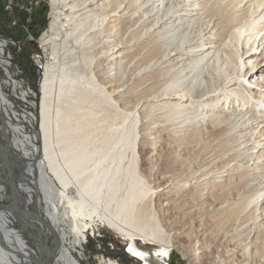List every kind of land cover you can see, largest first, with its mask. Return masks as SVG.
I'll return each instance as SVG.
<instances>
[{"label":"bare ground","instance_id":"obj_1","mask_svg":"<svg viewBox=\"0 0 264 264\" xmlns=\"http://www.w3.org/2000/svg\"><path fill=\"white\" fill-rule=\"evenodd\" d=\"M49 19L38 105L0 35V264H81L98 224L168 264L197 220L264 264V0H50ZM207 123L209 155L171 168Z\"/></svg>","mask_w":264,"mask_h":264},{"label":"rangeland","instance_id":"obj_2","mask_svg":"<svg viewBox=\"0 0 264 264\" xmlns=\"http://www.w3.org/2000/svg\"><path fill=\"white\" fill-rule=\"evenodd\" d=\"M49 18L50 0H14L10 7L6 0H0V35L8 39L5 49V56L8 57L9 61V67L7 69L11 76L21 84L19 93L20 91L26 92L28 94L29 103L33 101L32 103L35 105L39 103V84L41 74L43 73V67L46 65L48 58V55H46L48 53H44L43 51L41 38L48 27ZM242 85L249 91L255 88V85H251L252 87L249 86L246 79H244ZM206 127H208L206 128V133L203 131L202 134H200L201 136L195 141L196 144L192 143L193 145H188V148L191 147L189 148L190 150L187 147H184V149L181 147L179 151L173 153V157L171 156V158H173V161L175 160V163L171 165V168H174V170L179 169L184 163L181 171H186L190 169V167L194 170L196 165L205 160V157L209 155L207 151H209L212 146V137L207 136L211 134L208 130V123ZM207 132L210 133L207 134ZM187 149L189 151H187ZM175 154L178 155L176 156ZM143 165L148 169V163L146 161ZM149 182L153 188L159 185L158 183V185L155 184L156 182L152 180V177ZM204 201L205 197H202L199 199L198 204L201 205ZM201 212L202 211L198 213L199 218L204 219L205 217L203 216L205 215L202 216ZM98 225L94 227L93 232L89 231L87 233V240L83 244L82 254H76L81 264H109V262H113L114 264H142V259L130 256L128 242L122 241V239L112 231H109L102 225ZM172 225H177L175 231H178V233H180V231L185 232L187 237H183L184 239L182 238V240L181 238L178 239L177 248L171 251L175 258L171 257L168 264H180L179 261H181L182 264H187L180 254V245L184 246L182 248H186V250L202 247L203 249L197 250L198 254H200L199 252H201V250L203 252H201L203 254L202 264H238L242 261V258L240 259V253L233 251L234 248L232 244L228 243L226 241L227 239L222 238L223 230L214 228L212 233H208L205 240L200 241L201 237H196L198 236V230L196 229L198 220L192 221V223L189 221L181 223V221H179ZM172 236L174 239L178 237V234L174 233ZM137 249L143 252L146 262L150 264H161L155 256V249L157 248L137 242Z\"/></svg>","mask_w":264,"mask_h":264},{"label":"built area","instance_id":"obj_3","mask_svg":"<svg viewBox=\"0 0 264 264\" xmlns=\"http://www.w3.org/2000/svg\"><path fill=\"white\" fill-rule=\"evenodd\" d=\"M7 1V3H8V6L10 7V5H12V3L14 2V0H6ZM31 1H33V0H31Z\"/></svg>","mask_w":264,"mask_h":264},{"label":"snow or ice","instance_id":"obj_4","mask_svg":"<svg viewBox=\"0 0 264 264\" xmlns=\"http://www.w3.org/2000/svg\"><path fill=\"white\" fill-rule=\"evenodd\" d=\"M130 251H131V249H130Z\"/></svg>","mask_w":264,"mask_h":264}]
</instances>
